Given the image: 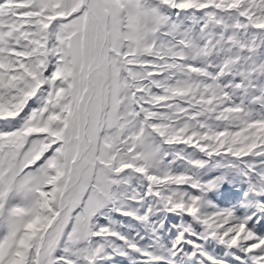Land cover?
I'll use <instances>...</instances> for the list:
<instances>
[{
    "label": "snow or ice",
    "instance_id": "6c2138e0",
    "mask_svg": "<svg viewBox=\"0 0 264 264\" xmlns=\"http://www.w3.org/2000/svg\"><path fill=\"white\" fill-rule=\"evenodd\" d=\"M0 264H264V0H0Z\"/></svg>",
    "mask_w": 264,
    "mask_h": 264
}]
</instances>
